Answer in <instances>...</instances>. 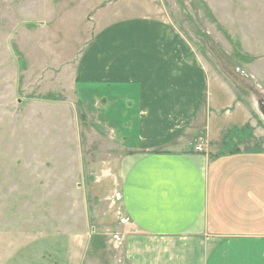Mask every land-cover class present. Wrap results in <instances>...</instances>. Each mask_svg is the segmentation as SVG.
Masks as SVG:
<instances>
[{
  "label": "crops",
  "instance_id": "0c3cea01",
  "mask_svg": "<svg viewBox=\"0 0 264 264\" xmlns=\"http://www.w3.org/2000/svg\"><path fill=\"white\" fill-rule=\"evenodd\" d=\"M84 1L95 30L79 45L72 96L91 106V135L111 145L88 175L120 231L122 264H264L259 91L244 106L148 0ZM198 1L264 93V0ZM251 135L259 145L230 150Z\"/></svg>",
  "mask_w": 264,
  "mask_h": 264
},
{
  "label": "rangeland",
  "instance_id": "374dc122",
  "mask_svg": "<svg viewBox=\"0 0 264 264\" xmlns=\"http://www.w3.org/2000/svg\"><path fill=\"white\" fill-rule=\"evenodd\" d=\"M83 2L0 0V264L123 263L120 231L106 221V202L96 203L88 175L111 145L91 135V106L72 96L75 59L89 41L88 27L90 35L95 30L96 12H84ZM148 2L244 106L248 92L259 91L260 116H253L264 133L263 86L217 32L203 2ZM105 13L111 20L126 12ZM260 138L233 140L230 150L257 146Z\"/></svg>",
  "mask_w": 264,
  "mask_h": 264
},
{
  "label": "trees",
  "instance_id": "16d2710c",
  "mask_svg": "<svg viewBox=\"0 0 264 264\" xmlns=\"http://www.w3.org/2000/svg\"><path fill=\"white\" fill-rule=\"evenodd\" d=\"M208 17L210 18V20H211L213 23H215L214 20H213V18H212L211 15H210V13H208ZM216 27H217V30H218V31H221L220 28H219V26H216ZM227 40H228V39H227ZM236 48H237V47H236ZM239 56H241V55H239ZM43 98H44L45 101H46V99H47V98H51V96H48V97L44 96ZM49 100H50V101H57V100H55V99H49ZM81 116H82V115H81Z\"/></svg>",
  "mask_w": 264,
  "mask_h": 264
},
{
  "label": "built area",
  "instance_id": "2783aa9c",
  "mask_svg": "<svg viewBox=\"0 0 264 264\" xmlns=\"http://www.w3.org/2000/svg\"><path fill=\"white\" fill-rule=\"evenodd\" d=\"M194 151H195V152H201V151H202V149H201V144L198 145V146H196V147L194 148Z\"/></svg>",
  "mask_w": 264,
  "mask_h": 264
}]
</instances>
